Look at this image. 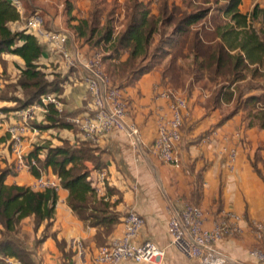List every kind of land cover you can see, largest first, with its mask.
Masks as SVG:
<instances>
[{"label":"trees","instance_id":"trees-1","mask_svg":"<svg viewBox=\"0 0 264 264\" xmlns=\"http://www.w3.org/2000/svg\"><path fill=\"white\" fill-rule=\"evenodd\" d=\"M185 1L177 4L175 1L158 0L155 14L152 2L128 0L126 28L117 36H114L116 15L120 9L117 1L90 0L88 17L81 19L73 14L76 8L72 0H66L65 8L70 29L77 37L90 49L106 53L103 58L104 63H108L106 73L113 86L120 89L134 87L145 75L160 67L163 68L165 84L175 91L185 88L180 81L181 73L184 72L180 62L188 58L193 59L190 70L196 76L195 81H201L207 75L210 82L220 79L227 85L217 94L216 103L223 102L224 98L228 102L233 101L234 87L246 81L247 75L251 74L252 80L258 76L264 79L261 73L264 67L263 8L257 4L250 14H243L240 7L244 0H222L226 1V5L221 13L229 19V23L221 25L217 24V18H209L208 9L190 12L184 7L187 6ZM19 19L20 15L12 3L0 0V60L3 55L9 54L24 61L23 67L16 66L19 70L18 79L7 84L0 94V101L14 104L11 108L3 109L6 112L29 108L40 103L47 95L62 96L67 81L59 73L46 72L41 64L46 48L35 35L26 30L12 29V24ZM71 22L76 24L71 25ZM255 22L262 25L259 32L254 28ZM125 55L127 58L123 60ZM4 67L7 68V62H4ZM49 75L55 79L50 80ZM18 90L23 92V98L16 96ZM255 90H261L263 94L239 96L236 109L223 121L242 114V120L248 123V127L257 126L264 130V89L251 88V92ZM78 115L80 110L60 111L50 105L46 124L39 127L42 130L66 129L78 133L80 130L70 122ZM61 142L60 146L55 147H35L29 158H36L37 166L31 167L30 172L39 178L42 172L51 170L60 177L62 188L69 192V206L75 215L87 226L96 229V246H108L116 226L121 223L122 215L116 211L119 203L113 204L98 198L92 186L96 173L106 169L101 158L102 152L95 144L85 140L75 145L67 140ZM40 155H44V158H39ZM258 161L259 156L256 155L252 165L264 181ZM88 163L93 165L92 169L88 168ZM14 175V164L0 166V264H7L5 260L8 258L16 259L21 264H38L35 252L20 237L23 222L28 218H33L35 234L43 227L40 237L35 239V248L53 239L65 264H76L78 254L66 251L67 243L59 241L57 233L51 232L58 203L57 192H38L27 186L8 184V178ZM115 193L113 189H108L109 195Z\"/></svg>","mask_w":264,"mask_h":264},{"label":"crops","instance_id":"crops-1","mask_svg":"<svg viewBox=\"0 0 264 264\" xmlns=\"http://www.w3.org/2000/svg\"><path fill=\"white\" fill-rule=\"evenodd\" d=\"M22 1L27 9L26 18L33 12H39L45 19V28L48 31L62 33L68 37L67 47L80 63H85L96 51H101L104 58L106 53L103 50L90 49L70 29L65 8L66 0ZM109 1H117L120 5L116 15V30L120 33L125 30L127 24L126 3L128 0ZM142 1L152 2L154 13L157 14L158 0ZM169 1H175L177 4L182 2L181 0ZM72 2L76 8L73 12L74 16L77 19L87 18L91 7L90 0H72ZM261 8L264 9V6L261 5ZM75 24L76 22H71V25ZM23 28L24 22L21 19L12 24L14 31H22ZM45 54L41 64L46 68V72L59 73L67 80L64 86L65 93L60 96L64 100L63 110L68 112L80 110L78 117L90 114L91 95L84 82L85 71L81 65L79 68L69 69L57 53L46 48ZM126 58L127 55L122 59ZM1 61L0 76L4 80L11 74L14 66H24L21 58L9 54L3 55ZM4 62H7V68L4 67ZM107 64V62L104 63L105 68ZM162 70V67L157 68L145 75L134 87L123 89L129 105L127 118L137 127L138 137L134 138L128 131L115 128L95 143V147L102 152L101 158L106 164L105 170L108 173L110 188L116 192L110 194L111 202L119 203L116 211L122 215L121 223L116 226L112 237L123 231V219L126 213L134 210L145 220V227L138 238V243L151 242L165 250L163 264H199L198 261L183 255L172 245L168 233L171 212L174 209L181 210L185 204L198 205L207 212V227L211 229L215 222L226 220L221 214L223 210L234 211L241 216L239 225L242 228V234L235 237L226 236L216 244V247L234 261L255 264L256 261L250 256V251L258 245L264 248V230L263 240L259 243L253 226L255 222H259L264 228V181L256 174L252 162L256 155L259 156L257 165L264 175V130L257 126L248 127V123L243 122L241 114L223 121L219 109H208L191 101L188 114L190 119L187 125L198 122V130L190 136V140L182 143L181 168L175 169L163 163L153 149L159 120L165 114H169L168 103L159 97V93L165 89H172L163 82ZM16 71L18 74L19 70L16 69ZM52 76L49 75V78H53ZM15 81L11 80L10 83ZM12 105L14 104L0 101V107H2L0 108L1 167L13 164L6 128L15 120L16 113L13 111L7 113L3 110L4 106L11 108ZM44 124L46 120L42 125ZM53 130L59 129L42 130L40 136L29 138L26 143L27 153L30 154L35 147L60 146L61 140H67L73 145L84 140L81 132L76 133L74 130L65 129L61 134H57ZM202 133H204L203 139L198 142L197 137ZM40 138L47 140L42 141L41 144ZM232 147L238 148L239 155L234 168L230 169L228 154L225 150ZM87 166L89 169L93 168L90 163ZM49 172L53 175L51 170ZM36 180L37 178L29 171L22 173L15 171V175L10 176L7 183L32 188ZM57 194L58 203L51 232L57 233L59 241L67 243L66 251H74L71 247L74 239L83 240L91 248V252L100 248L96 246L94 240L96 229L82 222L69 206V192L62 188ZM22 226L32 231V244L28 247L35 252L38 264H65L55 240L48 239L35 248V239L40 237L43 227L35 234L33 218L26 219ZM121 264L138 263L124 261Z\"/></svg>","mask_w":264,"mask_h":264},{"label":"built area","instance_id":"built-area-1","mask_svg":"<svg viewBox=\"0 0 264 264\" xmlns=\"http://www.w3.org/2000/svg\"><path fill=\"white\" fill-rule=\"evenodd\" d=\"M24 22V30L35 35L50 51L61 56L64 65L69 68H83L84 82L91 95L90 114L70 119L80 130L84 140L93 144L107 136L113 129L128 131L137 138L138 130L135 124L128 121V101L123 89L113 86L104 67L103 53L96 51L85 63L68 49L67 36L51 32L45 28V19L39 12L32 13L26 18L27 9L22 0H9ZM119 34L116 30L114 36ZM2 86L0 84V92ZM159 97L169 106V114L159 120L157 136L153 149L155 155L163 163L180 169L182 160L178 146L182 136L185 117L188 116L189 103L185 97L172 89H165ZM63 110L62 98L58 95H47L29 108L16 112V118L6 128L13 164L17 173L31 170L37 166L36 158H29L26 146L29 138L40 136L42 125L48 114V106ZM2 124L0 123V127ZM229 158V167L233 169L238 158L235 148L225 150ZM39 158H44L40 155ZM98 198L106 202L112 201L108 194L110 188L106 170L97 172L92 184ZM32 189L38 192L53 190L58 193L62 189L61 178L56 175L41 173ZM226 220L215 222L213 228L207 227V212L194 205L185 204L181 210L174 209L168 220V233L172 245L183 255L196 260L199 264H243L230 259L216 244L224 237H235L242 234L239 225L241 216L234 211L223 210ZM255 236L259 243L263 240V226L255 224ZM145 227L144 218L136 211L130 210L123 219V231L112 237L108 246L100 247L91 252L83 246L80 239L71 242L72 249L78 254L76 264H121L124 261L134 263H158L165 258V250L151 242L138 243V238ZM2 226L0 225V231ZM255 264H264V249L255 247L250 251ZM7 264H21L16 259H6Z\"/></svg>","mask_w":264,"mask_h":264},{"label":"rangeland","instance_id":"rangeland-1","mask_svg":"<svg viewBox=\"0 0 264 264\" xmlns=\"http://www.w3.org/2000/svg\"><path fill=\"white\" fill-rule=\"evenodd\" d=\"M185 2H186L187 6H184V7L188 8V10L190 12L198 11L200 9H208L210 11L209 18H217L216 19L217 24L223 25L225 23H229V19L227 20L226 18H224L222 16V13H221L223 7L226 5V1H222V0H186ZM189 2H190V5H189ZM257 4L260 7H261V5L264 6V0H244L242 6L240 7V11L243 14H245V13L250 14L253 11L255 5H257ZM254 28H256L257 31L259 32L262 29V25L259 22H255ZM168 32L170 33V31H168ZM1 60H0V62H2ZM168 60L169 59H167L166 62H168ZM192 63H193L192 58H188L186 60H181V62H180V65L184 68V72L181 73L182 79L180 81H182L184 83L185 88H180L178 91L182 92L181 95L187 99L189 105H191V101H193L195 104H198L199 106H202V107H205L208 109L215 108L216 106H218L219 110L221 112V115L224 119L228 114H230L234 109H236L237 100H238L239 96L247 97L248 95H251V94H258V95L263 94L262 93L263 91H261V90H259V91L255 90V91L251 92V88L264 89V87H262V86H264L263 77L258 76L257 78H255V80H252L251 78H253V76L251 74H249V75H247L248 78L246 81L238 83L237 86L234 87L235 93H234V97H233L234 100L233 101L228 102L224 98L223 102L216 103L217 94L227 85L223 81H221L220 79L218 81L210 82L207 79V75H205L204 79H202L201 81H198V82L195 81L196 76L192 75L193 72H192V70H190L191 69L190 66L192 65ZM16 69H17L16 66H14V68L11 71V74L7 75L6 80L2 79L0 76V84L2 85L3 89L7 86V84L10 83L11 80H17L18 79L19 72L17 74ZM106 70L107 69L105 68V71ZM179 73L180 72H178V74ZM261 73L264 74V67H262ZM201 75H202V73H201ZM54 79L50 78V80H54ZM6 81H8V83ZM238 88H239V91H238ZM16 96L17 97L19 96L18 98H23V92L21 90H18V93ZM12 106H14V105H12ZM0 108H2V107H0ZM5 108H8V106L3 107V109H5ZM189 112H190V108H189ZM13 113H16V112L13 111ZM189 119H190L189 115L185 117L184 125L182 128V136H181V140H180V143L178 146V152L180 154V157H181L182 143L190 140V136H192L194 134V132H196L198 130V126H197L198 122L193 123L191 125H187ZM62 131L63 130H60V129L58 131L53 130V132L54 133L57 132V134H61ZM183 134H184V136H183ZM203 135H204V133L198 135V137H197L198 142H200L203 139ZM48 136H50V135H48ZM51 136H53V135H51ZM187 138H189V139H187ZM46 140H47L46 138H44V139L40 138L39 139L40 143L42 141H46ZM232 148H235L238 152L237 147H232ZM26 152H27V150H26ZM44 173L50 174L49 171H45ZM189 205H193V204H189ZM194 206H198V205H194ZM198 207H200V206H198ZM255 224H259V222L254 223V225H253L254 228L256 227ZM20 235H21L20 237L22 238V240H24L27 245L31 246L32 238H33V234H32L31 229L30 228H23V226H22V230H21ZM82 242H83V246L87 250L91 249L90 247L87 246V244L83 240H82ZM259 247L263 248L262 246H259ZM163 262H164V260L162 262L149 263V264H163Z\"/></svg>","mask_w":264,"mask_h":264}]
</instances>
